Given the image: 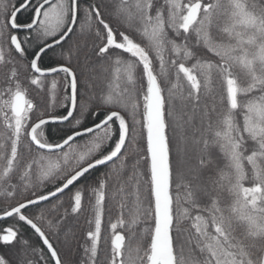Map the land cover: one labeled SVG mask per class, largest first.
Wrapping results in <instances>:
<instances>
[{
  "label": "snow or ice",
  "instance_id": "1",
  "mask_svg": "<svg viewBox=\"0 0 264 264\" xmlns=\"http://www.w3.org/2000/svg\"><path fill=\"white\" fill-rule=\"evenodd\" d=\"M158 4L159 0L155 3L117 0L113 7L115 23L105 17L99 3L93 0H19L18 7L10 10L5 7L0 40L6 39L9 48L6 54L0 44V64L8 66L9 75L6 86L0 87V123L4 128L0 155L10 147V156L6 157L7 166L0 179L12 172L22 138H30L41 154L38 162L27 164L20 177L24 190L30 191L34 198L25 197L24 202L10 206L3 211V217L15 215L30 226L47 246L55 264H62L42 230L43 217L32 218L24 210L63 194L98 166L118 160L123 166L121 158L132 140L134 125L141 124L146 129L144 160L148 170L135 171L129 177L135 181L131 193L134 200L130 207L122 200L121 217L112 228L143 220L146 223L143 231L150 243L143 255L140 249L133 255L125 246L124 235L117 232L112 239L111 264H188L183 249L175 247L173 235L178 231L176 225L187 218L185 204L199 209L193 227L200 252L206 253L203 264H264V0H164ZM22 9L30 11L29 20L18 23L17 15ZM85 25L89 30L95 26V37L100 41L93 49L95 60L111 58L116 50H121L131 59L117 54L113 63L117 71L124 66L130 83L134 82L137 66L142 65V82L146 79L142 123L135 119L138 105L127 89L125 94H109L99 99V103L107 105L99 122L93 121L91 126L81 123L78 117L97 115L93 111L97 99L92 94L90 78L82 82L81 74L74 70L71 46L67 63L56 67L41 65L43 56L56 48L63 49L64 44L78 35V27L84 32ZM75 47L79 56V41ZM29 49L31 57L26 65L32 73L27 80L29 87L42 88V78L63 73L66 114L41 112L39 102L34 104L28 99L25 81L18 73V60L26 58ZM166 50L182 58V62L171 59L170 63L177 66V80L182 74L186 81V96L179 83L169 89L162 87L154 71L155 60L164 73ZM88 59L85 57L86 62ZM214 73L226 82L222 112H217L215 105L201 102ZM242 73L248 77L247 81H241ZM56 84L55 80L51 82L53 90ZM175 89H181L186 105H191V114L177 117ZM241 96L251 98L243 102ZM129 114L131 124L126 119ZM197 114L200 126L189 137L185 135L186 127L192 125ZM72 120L79 129L70 128L71 134L66 133L60 142L43 139L45 125ZM85 136L89 139L83 145L74 146V141ZM52 153L62 155L53 159ZM61 174L62 182L54 190L31 191L39 187L31 183V177L36 176L39 183H44ZM106 182L107 177L94 190L97 212L95 230L88 232L92 242L88 264L96 261ZM4 183L7 184L6 179ZM142 184H147L146 200L141 195ZM18 191L17 185L4 188L8 197H15ZM73 201L72 211L78 212L82 206L80 190L75 191ZM126 208L129 221L124 218ZM48 226L56 224L49 221ZM3 233L0 241L11 246L17 241L20 228L9 226ZM23 246L31 248L27 240ZM0 264L10 261L0 255ZM23 264L32 262L24 260Z\"/></svg>",
  "mask_w": 264,
  "mask_h": 264
},
{
  "label": "trees",
  "instance_id": "2",
  "mask_svg": "<svg viewBox=\"0 0 264 264\" xmlns=\"http://www.w3.org/2000/svg\"><path fill=\"white\" fill-rule=\"evenodd\" d=\"M95 3H99L100 7L104 11L105 17L113 19L115 23V16L113 13V7L117 0H93ZM164 0H159V4H163ZM155 3V0H154ZM159 4L157 6H159ZM13 6H19V0H14ZM30 11L28 9H22L17 15V22L24 23L29 20ZM2 24L5 19V12L0 17ZM116 27H120L119 23H116ZM77 36H73L63 49L56 48L49 51L43 56L41 65L43 67H56L60 63H67L70 59L68 49L72 47L71 63L74 70L81 74V81L89 79L92 84V94L97 99V103L93 106V111L97 113L96 116H89L87 119L78 117L81 119V123L91 126L93 121L99 122V119L103 118L105 108L107 105L99 103L101 97H105L109 94L122 95L125 94V90L131 95L132 100L137 103L135 119L143 121V94L146 91V79L142 82V65L137 66L134 82L130 83L127 78V73L124 70V66H117L113 63L114 57L117 54H122L121 50H116L113 57L104 60H95L93 56V49L100 43L95 37V26L89 30L85 25L84 32L81 33L80 28H77ZM24 35V33H20ZM137 39L140 37L137 35ZM79 41L80 54L76 55V43ZM7 40H0V43H6ZM147 43V41H145ZM9 48V46L7 45ZM8 48H5L8 50ZM15 56V53L12 54ZM124 59H131L127 54H122ZM31 57V49L28 51V55L21 62L28 64V60ZM85 57L89 59L85 60ZM171 59L182 62V58L176 56L170 51H165V67L164 73H161L160 64L154 60V71L158 75V79L162 81V87L169 89L173 84H181L184 96L187 93L186 81L180 74L181 79L177 80V66L170 63ZM9 69L5 64H0V87L6 86L3 80L8 78ZM60 74V73H59ZM58 74L48 75L49 77H55ZM20 78H31L32 73L27 70L24 74L19 75ZM22 79V78H21ZM241 81H247L248 77L243 73L240 76ZM32 90V87H29ZM83 91V90H81ZM44 93V92H43ZM42 95V94H41ZM40 95V97H41ZM174 95L177 97L175 100L174 110L177 115L183 116L185 113L191 114V105L185 102L184 96L181 95V89H175ZM258 95V93L254 94ZM44 97V96H43ZM226 97V82L218 74H213L212 82L208 89L204 90L201 96V102L208 105H215L217 112L224 111L223 100ZM251 97L241 96L240 99L243 102H247ZM28 99L33 103L39 102L40 111L47 112L51 115H64L65 106L56 109L53 112L47 110L46 107L41 105V98L28 95ZM131 112V108H129ZM122 115L124 112L121 113ZM187 117L185 116V119ZM126 119L132 123V116L129 114ZM175 123V121H173ZM200 126V117L197 114L193 120L191 126L186 127L185 135L191 136L193 130ZM70 128H77L75 120L71 123H57L47 124L43 128V139H47L48 142H60L62 138H65V134H71ZM143 132V135H142ZM4 128L0 123V141H3ZM179 135V133L177 134ZM87 136L81 137L74 141L78 143L83 141ZM177 143V138H173V144ZM252 142H249V148H252ZM67 149V148H66ZM146 129H142L141 124L134 125L133 137L130 143L127 145V151L124 152L123 166L121 161H115L107 165L98 166L95 169L90 170L79 182L74 186H70L65 190L63 194L57 195L56 198L50 199L47 202H40L39 205L29 206L24 210V214L32 218L42 216L41 223L42 230L45 231L49 237L50 243L57 250L62 264H88L89 257L91 255V239L88 236L89 231L95 230V216H96V192L94 190L99 188V181L104 180L107 177L105 187V201L102 206L101 212V235L97 244V254L95 264H111L112 259V239L114 235L119 232L125 237V246L130 248L133 255L136 253V249H140V254L143 255V250L150 243V238L147 233H144L146 223L141 222L131 225L126 223L123 225L118 224L116 229L112 228V224L117 223L121 217L120 204L123 200L129 207L132 206L134 197L131 193L135 190V181H130L129 177H132L135 171L140 173H146L148 165L145 163L144 157L146 155ZM19 155L14 162L13 170L8 174V177L0 179V215L3 211L9 210L10 206H15L19 202H24L25 197L34 198L30 195V191L24 190V184L21 182V174L23 173L27 164L34 160L38 162V156L41 154L36 147L30 143L29 138H22V144L19 148ZM51 155V154H50ZM10 156V147L6 149L3 155H0V177H3V171L7 166L6 157ZM99 158V157H97ZM38 167V164L34 166V171ZM62 175L56 179L39 183L36 176L31 177L32 184H39V187L32 188L31 191H37L40 193H46L47 191L54 190L55 186H59L62 182ZM7 180V184L4 180ZM147 179V176L143 177ZM7 185H17L19 191L15 197H8L4 193V188ZM121 188L124 192H121ZM76 190L82 192V206L78 212H73L72 207L74 204L73 196ZM142 198H147V184L141 185ZM188 209L187 218L181 220L179 225H176L178 231H174V245L177 249L182 248L184 257L188 264H203L206 253H201L200 248L196 243L197 234L195 232L194 217L199 211L198 208L191 205H183ZM124 218L126 221L130 220V214H128L127 208L124 210ZM53 221L56 226L49 228L48 222ZM18 227L20 233L18 239L13 245L9 246L0 241V255H3L10 261V264H23L24 260L31 261L32 264H55L51 254L45 248L42 239L28 226L26 223L19 221L15 215L10 218L0 221V235H3V230L7 227ZM27 240L31 245V248H24L23 242ZM32 249H35L33 253ZM86 249L88 251H86ZM259 255V253H256ZM43 257V258H41Z\"/></svg>",
  "mask_w": 264,
  "mask_h": 264
},
{
  "label": "rangeland",
  "instance_id": "3",
  "mask_svg": "<svg viewBox=\"0 0 264 264\" xmlns=\"http://www.w3.org/2000/svg\"><path fill=\"white\" fill-rule=\"evenodd\" d=\"M13 3H14V0H0V17L5 12V7H7L10 10L13 7V5H12ZM0 24H2L1 20H0ZM2 45L4 46V48H8L7 47V45H8L7 42L6 43H2ZM5 52L7 54L8 53V50L5 49ZM21 61L22 60H18V63L20 65V67L18 69L19 75L20 74L22 75L25 72H27V70H29L26 67L27 64L25 62H21ZM7 70L9 72V69H7ZM8 75H9V73H8ZM21 78H22L21 79L22 81H25L24 87L28 89L29 95L30 96H36L38 98H41V100H42V101H40L41 105H43L44 107H46L47 110H49L50 112H53L56 109H59V108L65 106V102H64L65 87H64V74L63 73H60V74L56 75L55 77H53V76L52 77L47 76V77L42 78L44 80L43 87L42 88L32 87V90L29 89V84L27 82V79L26 78H23V76ZM54 80L57 82V84H56L55 89L53 90L52 87H51V82L54 81ZM3 81L6 82V80H3ZM40 95H41V97H40ZM88 139H89V137L85 138L81 142L74 143V146H81ZM65 151H67V149H65ZM61 155H62V153H52L51 154V156L53 157V159H55L57 156H61ZM37 158H39V156ZM67 170L68 169H66L65 171H67Z\"/></svg>",
  "mask_w": 264,
  "mask_h": 264
},
{
  "label": "water",
  "instance_id": "4",
  "mask_svg": "<svg viewBox=\"0 0 264 264\" xmlns=\"http://www.w3.org/2000/svg\"><path fill=\"white\" fill-rule=\"evenodd\" d=\"M51 75H54V74H51ZM51 123H53V124H57V123H67V122H59V121H56V122H50L49 124H51ZM30 139V138H29ZM79 139V138H78ZM34 145V144H33ZM35 146V145H34ZM59 195V194H58ZM8 218H10V217H3V214L2 215H0V221H3V220H6V219H8ZM45 246V248L47 249V246L46 245H44ZM48 250V249H47ZM49 252V251H48ZM50 253V252H49ZM53 261H54V263H55V260L53 259Z\"/></svg>",
  "mask_w": 264,
  "mask_h": 264
}]
</instances>
